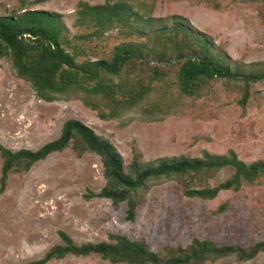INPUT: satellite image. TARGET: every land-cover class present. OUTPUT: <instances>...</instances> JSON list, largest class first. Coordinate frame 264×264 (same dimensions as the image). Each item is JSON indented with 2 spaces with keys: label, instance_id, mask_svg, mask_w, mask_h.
I'll list each match as a JSON object with an SVG mask.
<instances>
[{
  "label": "rangeland",
  "instance_id": "374dc122",
  "mask_svg": "<svg viewBox=\"0 0 264 264\" xmlns=\"http://www.w3.org/2000/svg\"><path fill=\"white\" fill-rule=\"evenodd\" d=\"M22 1L24 5L18 0H0V14L19 13L21 8L54 12L69 35L75 32L72 23L79 4L103 2ZM130 1L132 6L140 4L150 17L185 19L204 35L212 52L226 57L232 69L238 66L247 71L249 65L258 63L254 70L264 67V0ZM122 41L115 30L103 33L101 39L89 41L96 52L90 58L106 55L103 49ZM152 63L139 60L122 70L119 75L127 87L138 82L146 90L130 109L102 119L98 113L106 112L102 102H97L101 107L95 110L75 98L36 99L1 57L0 146L9 153L34 150L55 139L62 124L72 119L107 139L124 171L131 161L140 165L171 157L196 159L202 153L218 155L229 150L246 165L264 158L263 79L245 86L238 79L217 78L197 95L185 97L178 93L173 64H161V79L147 82ZM79 146L69 141L60 152L46 154L26 171L7 173L0 192V264H32L49 249L62 246L58 233L74 246L111 242L107 235L113 234L141 241L151 251L184 248L192 239L241 248L264 242V182L240 186L236 192L220 190L212 199H201L182 195L175 177L150 180L129 222L124 220V202L114 206L97 195L105 182L101 163L92 152L79 153ZM231 174V169L221 167L209 176L187 175L182 180L188 189L197 190L212 187ZM42 264L110 263L89 253L51 258ZM201 264H264V254L243 262L225 256Z\"/></svg>",
  "mask_w": 264,
  "mask_h": 264
},
{
  "label": "trees",
  "instance_id": "16d2710c",
  "mask_svg": "<svg viewBox=\"0 0 264 264\" xmlns=\"http://www.w3.org/2000/svg\"><path fill=\"white\" fill-rule=\"evenodd\" d=\"M169 1L191 3V0ZM18 2L24 5V1ZM21 10L0 14V58L8 61L13 76L27 83L38 100L75 98L95 110L102 106L106 109V112H98L102 119L114 118L121 110L130 109L145 92L146 87L137 86L138 82L127 87L126 79L122 80L119 75L125 67H131L139 60L143 63L153 61L150 72H147L150 74L147 82L161 79V64H173L178 93L185 97L197 95L205 84L217 78L238 79L245 86L264 80V67L254 70L260 63L249 65L247 71L238 66L232 69L225 61L226 57L212 52L204 35L190 27L185 19L177 15L147 16L140 4L132 6L130 0L79 4L72 23L75 30L72 35L68 34L57 13ZM111 30H115L124 41L110 44L108 50L103 49L106 55L90 58L96 52L94 44L89 45V41L101 39L103 33ZM114 78L118 79L113 81ZM242 101L243 97L240 105ZM97 102H102L101 106ZM69 141L80 144L79 153L87 150L98 157L105 182L97 195L109 199L114 206L124 202V220L129 222L139 205L140 192L146 190L150 180L155 183L161 178L175 177L179 179L182 195L201 199H212L220 190L236 192L240 186L264 182V158L246 165L238 162L230 150L218 155L202 153L196 159L171 157L140 165L131 161L124 171L107 139L71 119L62 124L55 139L34 150L9 153L0 146V192L9 171H26L46 154L60 152ZM221 167H228L232 174L212 187L192 190L182 180L187 175L209 176ZM221 208L223 204L215 211L219 212ZM107 236L111 242L74 246L64 234L58 233L62 246L49 249L41 259L31 263L42 264L65 255L84 257L89 253L110 264H201L225 256L243 262L251 260L257 253L264 254L263 241L241 248L217 245L208 239H192L184 248L167 246L151 251L141 241H130L113 234Z\"/></svg>",
  "mask_w": 264,
  "mask_h": 264
}]
</instances>
